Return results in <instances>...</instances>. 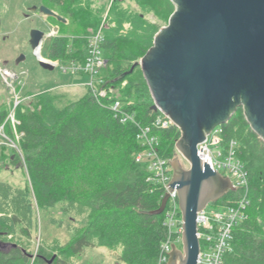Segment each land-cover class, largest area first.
I'll return each mask as SVG.
<instances>
[{"label":"trees","instance_id":"1","mask_svg":"<svg viewBox=\"0 0 264 264\" xmlns=\"http://www.w3.org/2000/svg\"><path fill=\"white\" fill-rule=\"evenodd\" d=\"M130 1L140 10L125 7V0H113L108 16L114 25L104 29L102 44L107 64L100 78L119 89V96L97 100L88 89L73 101L53 87L32 93L30 102H20L12 111L0 105V128L22 152V157L16 153L7 159L14 165L24 161L28 174L26 185L20 187L0 180V246L9 247L0 250V264H74L88 248H107L125 264H159L168 230L165 214L151 212L159 209L165 190L149 163L137 161L147 148L138 134L140 127H152L158 154L173 160L181 133L174 125H153L161 112L154 110L148 84L135 64L163 27L146 14L153 12L167 23L175 6L170 0ZM92 4L42 0V6L80 31L69 38L59 35L60 26L58 36L43 47L46 58L85 63L88 36L103 22L104 7L94 9ZM125 25L130 28L122 32ZM113 100L120 101L134 121L121 123L111 109ZM222 129L224 147L237 142L238 158L249 176L247 217L233 230L224 264H264V141L251 129L242 108ZM241 195V189L230 192L215 204H234ZM36 208L51 224L66 227L72 240H42L35 251Z\"/></svg>","mask_w":264,"mask_h":264},{"label":"water","instance_id":"2","mask_svg":"<svg viewBox=\"0 0 264 264\" xmlns=\"http://www.w3.org/2000/svg\"><path fill=\"white\" fill-rule=\"evenodd\" d=\"M170 1L175 11L168 24L135 66L143 72L154 110L166 115L181 133L167 188L170 194L178 193L182 248L171 246L167 264H198L199 213L236 191L229 177L201 160L199 146L239 108L264 141V0ZM40 10L66 22L45 6ZM58 30L55 27L54 33ZM44 36L42 31L33 32L35 49L41 50ZM39 64L46 70L55 69L43 58ZM170 194L164 195L159 209L151 214L164 213Z\"/></svg>","mask_w":264,"mask_h":264},{"label":"rangeland","instance_id":"3","mask_svg":"<svg viewBox=\"0 0 264 264\" xmlns=\"http://www.w3.org/2000/svg\"><path fill=\"white\" fill-rule=\"evenodd\" d=\"M91 1L94 9L104 7L103 20L106 18L110 22L107 15L113 0ZM123 5L140 10L138 5L130 0H125ZM41 6L42 0H0V105H6L10 111L20 102H30L32 93L53 87V90L65 94L67 99L73 101L83 96L88 89L91 91L86 85L89 79L88 75L79 76V74L74 75L71 72H65L71 63L62 60H50L42 54L43 47L53 37L58 36L60 30L54 33L55 27L61 26L62 30L59 35H67L69 38L80 35V31L78 25H68L70 21L65 24L54 17L45 15L40 10ZM146 17L162 26L168 24V22L160 21L153 12L147 13ZM129 28V25H125L122 32H126ZM36 30L42 31L46 35L42 39L40 51H37L32 43L33 32ZM23 56L24 59L18 63V60ZM41 57L55 63V69L53 71L43 69L39 64ZM5 71H8V74H5ZM126 84L127 82H124L122 86L124 87ZM114 91L119 96L120 90L116 88ZM16 153L22 157L17 141L7 138L0 128V180L20 187L26 185L28 181L25 163L21 161L14 165L10 159H7ZM182 162L187 165L185 161ZM220 210H222V206L215 203L207 207L208 212ZM54 215L60 217L58 212H54ZM36 217L38 228L34 240L35 251L42 240L48 243L59 240L62 244L72 240L71 233L66 227L59 228L51 224L48 216L43 217V213L38 208H36ZM177 245L182 248V240ZM8 249L7 245L0 246L2 251ZM74 264L125 263L118 260V253L110 252L107 248H88L84 255L74 259Z\"/></svg>","mask_w":264,"mask_h":264},{"label":"built area","instance_id":"4","mask_svg":"<svg viewBox=\"0 0 264 264\" xmlns=\"http://www.w3.org/2000/svg\"><path fill=\"white\" fill-rule=\"evenodd\" d=\"M108 16V15H107ZM110 22L103 20L99 29L88 36V54L84 64H71L65 72L72 74L84 73L88 75L87 86L97 99L114 96L115 87L100 78L102 70L106 67L107 61L104 56L102 44L104 43V29ZM114 25V24H112ZM53 63L52 61L47 60ZM8 74V71H5ZM19 104V103H18ZM17 104V105H18ZM111 109L115 117L123 124L134 121L132 115L125 112L118 100H113ZM155 127L167 128L173 123L161 113V116L153 123ZM152 125V126H153ZM152 127H140L138 139L142 141L146 150L137 156V161H147L154 178L162 185L165 193L170 194L169 183L173 178L172 160L162 158L158 152L157 137L151 133ZM223 129L219 126L208 136L207 141L198 148V155L201 160L209 164L212 169L229 177L236 188L241 189L242 195L234 204L222 207L220 211H207L205 208L198 215V237L201 241V254L198 264H224V257L232 249L233 230L246 219V209L249 206L247 198L249 189V176L243 162L238 158L237 142L232 141L227 147L223 145ZM164 226L168 230L167 240L162 245L159 264H167L172 245L181 242L183 233V219L179 205L177 191L170 194L166 209L164 211Z\"/></svg>","mask_w":264,"mask_h":264},{"label":"bare ground","instance_id":"5","mask_svg":"<svg viewBox=\"0 0 264 264\" xmlns=\"http://www.w3.org/2000/svg\"><path fill=\"white\" fill-rule=\"evenodd\" d=\"M38 51V50H37ZM39 56V55H38Z\"/></svg>","mask_w":264,"mask_h":264},{"label":"flooded vegetation","instance_id":"6","mask_svg":"<svg viewBox=\"0 0 264 264\" xmlns=\"http://www.w3.org/2000/svg\"><path fill=\"white\" fill-rule=\"evenodd\" d=\"M37 54V53H36ZM42 58V57H41Z\"/></svg>","mask_w":264,"mask_h":264}]
</instances>
